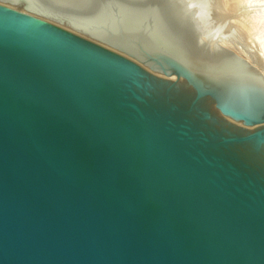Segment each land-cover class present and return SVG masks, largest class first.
<instances>
[{"label": "water", "instance_id": "1", "mask_svg": "<svg viewBox=\"0 0 264 264\" xmlns=\"http://www.w3.org/2000/svg\"><path fill=\"white\" fill-rule=\"evenodd\" d=\"M0 264H264V71L209 0H0Z\"/></svg>", "mask_w": 264, "mask_h": 264}, {"label": "rangeland", "instance_id": "2", "mask_svg": "<svg viewBox=\"0 0 264 264\" xmlns=\"http://www.w3.org/2000/svg\"><path fill=\"white\" fill-rule=\"evenodd\" d=\"M224 41L248 52L264 45L262 24L252 18V11L264 9V0H209Z\"/></svg>", "mask_w": 264, "mask_h": 264}, {"label": "bare ground", "instance_id": "3", "mask_svg": "<svg viewBox=\"0 0 264 264\" xmlns=\"http://www.w3.org/2000/svg\"><path fill=\"white\" fill-rule=\"evenodd\" d=\"M252 18L260 22L262 24V33L264 34V9L263 8H255L252 11ZM224 39V38H223ZM226 42V40H225ZM226 44L234 49L235 51L243 54L247 58H249L251 61L255 62L257 66H259L260 69L264 71V45H261L257 50L248 52L244 48L236 47L235 45H231L230 43L226 42Z\"/></svg>", "mask_w": 264, "mask_h": 264}]
</instances>
